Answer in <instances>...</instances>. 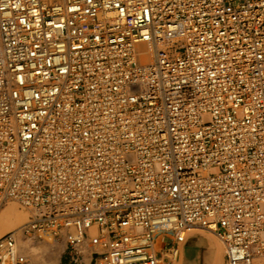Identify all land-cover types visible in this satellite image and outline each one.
I'll return each mask as SVG.
<instances>
[{
  "label": "built area",
  "instance_id": "built-area-1",
  "mask_svg": "<svg viewBox=\"0 0 264 264\" xmlns=\"http://www.w3.org/2000/svg\"><path fill=\"white\" fill-rule=\"evenodd\" d=\"M13 201L30 217L0 264H28L18 241L44 235L68 264H174L209 228L227 264L264 257V0H0Z\"/></svg>",
  "mask_w": 264,
  "mask_h": 264
},
{
  "label": "bare ground",
  "instance_id": "bare-ground-1",
  "mask_svg": "<svg viewBox=\"0 0 264 264\" xmlns=\"http://www.w3.org/2000/svg\"><path fill=\"white\" fill-rule=\"evenodd\" d=\"M50 1L53 2V0H50ZM44 2H46V0H44ZM105 16H109V14L102 13L99 16V18L103 19V17H105ZM173 40H176V38H174ZM161 48H162V46L157 45V43L154 41L153 42L138 43L135 46V51L137 54L138 62L141 64V66H144V67L153 66L156 63L157 55H158V52L161 51ZM29 217H30L29 211L22 209V208H21V210L18 209L15 204H12V202L9 204L8 203L4 204L0 208V236H2V235L4 236L5 234H7L11 231H14V230L18 229L19 227L25 225L27 223ZM204 230H208V231L216 234L212 228L204 229ZM217 237H219V236L217 235ZM187 239H188V235H187ZM219 239H220V237H219ZM60 240L62 242L66 241L65 238L57 239L51 235H44V236H42V238H33V239L21 237L20 241H18V247L20 248V251L22 252V254L26 257L28 264H31V260L29 259L30 256L27 257V255H29V253H31V254L36 253L39 250L44 252L43 253L44 255L53 253V254L57 255V257H61L62 253L65 252V250L63 247L64 244L60 243ZM205 242H206L207 249L210 250V252L215 253L216 260L218 261L217 263L223 264L224 262L222 259V252H224L225 259H226V246L223 243V241L221 240L225 251H222L220 244L217 243L216 240L214 241V238L212 236L207 235L205 238ZM66 244H67V242H66ZM185 245L184 244L181 245L182 253L184 251ZM67 246H66V250H67ZM90 248L95 249L92 246H90L88 242L84 243L80 247V249H82L84 251H88V249H90ZM261 258H264V257L255 256L254 264H264V261ZM85 260H86V262H89V258H85ZM226 263H227V261H226Z\"/></svg>",
  "mask_w": 264,
  "mask_h": 264
},
{
  "label": "rangeland",
  "instance_id": "rangeland-1",
  "mask_svg": "<svg viewBox=\"0 0 264 264\" xmlns=\"http://www.w3.org/2000/svg\"><path fill=\"white\" fill-rule=\"evenodd\" d=\"M12 204H15L17 208L21 210L20 206L17 203L12 202ZM187 235L188 239L184 247V251L178 261H176L174 264H220L217 263L218 261L216 260L215 253L210 252V250L207 249L205 242V238L207 235L212 236L214 238V241L216 240V242L220 244L222 251H225L221 240L219 239V237H217L216 234L208 230L196 229L189 232ZM60 243L64 244L63 247L65 250V252L62 253L61 257H57V255L53 253L44 255V252L40 250L36 253H29L27 257L30 256L29 259L31 260V264H68L70 253L66 250V241L62 242L60 240ZM222 259L224 262L223 264H227L224 252H222Z\"/></svg>",
  "mask_w": 264,
  "mask_h": 264
}]
</instances>
